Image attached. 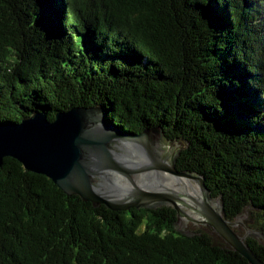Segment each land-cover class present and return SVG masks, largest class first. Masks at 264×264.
Instances as JSON below:
<instances>
[{"label": "trees", "instance_id": "trees-1", "mask_svg": "<svg viewBox=\"0 0 264 264\" xmlns=\"http://www.w3.org/2000/svg\"><path fill=\"white\" fill-rule=\"evenodd\" d=\"M96 104L124 134L188 143L177 168L204 175L227 219L250 206L264 234V0H0V125ZM174 220L0 166V264H248Z\"/></svg>", "mask_w": 264, "mask_h": 264}, {"label": "water", "instance_id": "water-1", "mask_svg": "<svg viewBox=\"0 0 264 264\" xmlns=\"http://www.w3.org/2000/svg\"><path fill=\"white\" fill-rule=\"evenodd\" d=\"M187 149L188 143L167 141L158 128L124 134L97 104L71 108L50 121L32 114L0 125V166L14 159L93 208L172 209L176 234L192 238L206 228L248 264H264L247 243L264 245V234L249 227L253 209L244 207L227 219L222 197L212 195L204 175L177 168Z\"/></svg>", "mask_w": 264, "mask_h": 264}]
</instances>
